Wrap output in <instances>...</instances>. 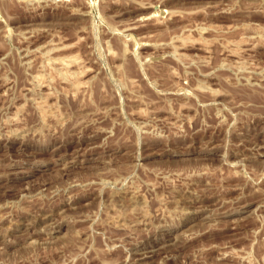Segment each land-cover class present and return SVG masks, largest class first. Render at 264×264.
<instances>
[{
    "label": "rangeland",
    "instance_id": "374dc122",
    "mask_svg": "<svg viewBox=\"0 0 264 264\" xmlns=\"http://www.w3.org/2000/svg\"><path fill=\"white\" fill-rule=\"evenodd\" d=\"M0 264H264V0H0Z\"/></svg>",
    "mask_w": 264,
    "mask_h": 264
}]
</instances>
